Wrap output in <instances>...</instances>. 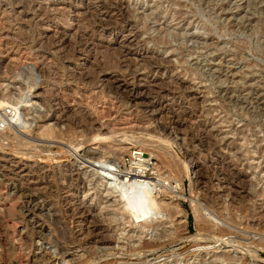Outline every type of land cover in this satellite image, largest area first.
I'll return each instance as SVG.
<instances>
[{
    "label": "rangeland",
    "instance_id": "rangeland-1",
    "mask_svg": "<svg viewBox=\"0 0 264 264\" xmlns=\"http://www.w3.org/2000/svg\"><path fill=\"white\" fill-rule=\"evenodd\" d=\"M119 1L0 0V264H264V0ZM132 151L142 232L89 163Z\"/></svg>",
    "mask_w": 264,
    "mask_h": 264
},
{
    "label": "bare ground",
    "instance_id": "bare-ground-1",
    "mask_svg": "<svg viewBox=\"0 0 264 264\" xmlns=\"http://www.w3.org/2000/svg\"><path fill=\"white\" fill-rule=\"evenodd\" d=\"M111 1H113V0H111ZM116 2H118V1H116ZM122 3H123V1H122ZM118 6H120V4ZM121 6L123 7L122 4H121ZM116 9H118V8H116ZM120 9H122V8L120 7ZM3 97H5V96H2L0 94V98H3ZM4 102H6V104L8 102L9 105H11V110L16 109L17 103L15 101H10V99L8 100V98L7 99L5 98ZM2 103L0 102V110L2 109L1 108ZM3 112H4V110H3ZM8 114L11 115V112H9V113L5 112V113L1 114V116H0V123L2 122L6 126L12 124V122H11L12 119L9 121ZM22 114H23V112H22ZM11 116H13V115H11ZM14 116H16V114ZM22 117H24V114ZM22 120L26 121L24 119H22ZM220 123L222 124L223 122L220 120ZM2 136L3 135H0V138H2ZM96 138L97 137L94 138V141L96 140ZM90 159H92V160H89L90 161L89 163L91 164L92 167H94V169H96L95 173H92V178H93L92 181H95V184L98 187L99 191L113 195L115 198H117L118 201H120V203L122 205L121 206V208H122L121 212L129 215L131 220L136 221L135 223H137V225L139 226L138 229L141 232L146 228L149 230L153 229L155 227L153 218L158 216V214L161 213L158 204L155 202L154 194L157 191H160L161 185L158 184V182H156L155 184H150V183L144 181L143 177L140 176L136 170H133L132 167L129 170L122 171L120 169L121 163H119L116 160L101 161L99 159H96V157H95V159L94 158H90ZM14 160H15L14 164L16 166H18L17 168L23 169V167L28 165V162L24 163L23 160H21L20 158L19 159L15 158ZM138 188H142L141 193L137 192V191H139V190H137ZM129 194H132V198H130ZM121 212L117 213V214L115 213L114 214L115 217L110 218V220L117 219L120 221V218H122ZM119 215H121L120 218L117 217ZM120 224L121 223H119V225ZM118 228H119V226H118ZM119 233L120 232H118V234ZM106 244L110 245L111 244L110 240H108L106 242ZM155 246H156V244H146V245H143L141 248H151V247H155ZM63 253H64L63 255H66V257H73V254H70L67 251H65Z\"/></svg>",
    "mask_w": 264,
    "mask_h": 264
},
{
    "label": "built area",
    "instance_id": "built-area-1",
    "mask_svg": "<svg viewBox=\"0 0 264 264\" xmlns=\"http://www.w3.org/2000/svg\"><path fill=\"white\" fill-rule=\"evenodd\" d=\"M9 113V111H8ZM127 163L130 169L136 170L143 179H146L147 176L153 174L154 165L151 159L145 158L144 153L139 151H132L130 156L127 158ZM145 185V184H144Z\"/></svg>",
    "mask_w": 264,
    "mask_h": 264
},
{
    "label": "trees",
    "instance_id": "trees-1",
    "mask_svg": "<svg viewBox=\"0 0 264 264\" xmlns=\"http://www.w3.org/2000/svg\"><path fill=\"white\" fill-rule=\"evenodd\" d=\"M188 222L191 223V216L188 217Z\"/></svg>",
    "mask_w": 264,
    "mask_h": 264
},
{
    "label": "water",
    "instance_id": "water-1",
    "mask_svg": "<svg viewBox=\"0 0 264 264\" xmlns=\"http://www.w3.org/2000/svg\"><path fill=\"white\" fill-rule=\"evenodd\" d=\"M130 198H132V194H129Z\"/></svg>",
    "mask_w": 264,
    "mask_h": 264
}]
</instances>
